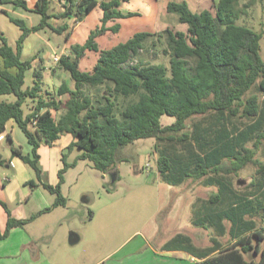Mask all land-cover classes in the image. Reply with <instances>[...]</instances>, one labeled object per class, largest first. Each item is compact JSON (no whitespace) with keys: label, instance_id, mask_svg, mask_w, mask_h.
Wrapping results in <instances>:
<instances>
[{"label":"trees","instance_id":"16d2710c","mask_svg":"<svg viewBox=\"0 0 264 264\" xmlns=\"http://www.w3.org/2000/svg\"><path fill=\"white\" fill-rule=\"evenodd\" d=\"M56 1L65 8L57 14L51 13L53 0H37L34 9L26 0H0L1 5L41 16L38 25L28 27L4 10L22 34L15 46L0 35V134L10 120L18 124L33 149L25 154L9 138L13 156L29 166L37 179L42 173L39 140L51 144L70 134L74 141L69 150L78 148L81 154L72 163L63 155L58 184L43 185L56 195L52 207L28 219H16L3 203L9 220L0 238L41 213L65 207V174L79 161L90 162L103 174H116L123 148L155 138L154 153L164 183L179 186L193 180L217 188L193 212L194 225L212 230V244L198 247L179 233L162 250L186 252L197 259L194 264H264V30L257 32L239 23L251 5L241 8L242 0H209L200 12H193L186 1H173L167 12L177 14L182 26L140 31L108 47L101 46L98 38L107 32L119 36V21L139 13L124 14L121 0ZM98 7L103 12L100 23L83 44L71 45L70 54L61 56L58 64L73 86L63 82L54 94L44 90L45 68H34L33 60L22 59L25 40L46 28L62 35L69 28L65 20L81 23ZM52 18L64 21L63 25L57 29L49 22ZM150 50L167 62L144 60L143 53ZM90 53L95 62L89 69L81 68ZM31 69L33 85L25 88ZM28 99L32 106L25 113ZM58 112L61 115L56 117ZM164 116L173 122L163 125ZM251 165L255 175L240 190L234 178ZM35 182H30L33 188ZM225 235L230 238L227 247L219 240Z\"/></svg>","mask_w":264,"mask_h":264},{"label":"rangeland","instance_id":"374dc122","mask_svg":"<svg viewBox=\"0 0 264 264\" xmlns=\"http://www.w3.org/2000/svg\"><path fill=\"white\" fill-rule=\"evenodd\" d=\"M192 1L195 0L188 1L189 5L193 4ZM251 1L240 2L241 8L246 4L251 6L245 8L248 14L243 15L239 23L262 32L264 3L259 0ZM30 2L34 7L33 0ZM132 4L136 6V2ZM147 6L160 7L161 3L158 0H145V5L141 7L145 15L124 21L118 37L107 32L98 38V43L112 46L139 31L156 32L166 26H182L179 23V16L168 12L153 15L155 20L151 21L146 15ZM51 7V13L54 14L65 9L64 4L56 0H53ZM4 10L12 17L24 20L28 27L36 26L41 21V16L35 12L0 4V35L5 36L11 46L16 45L22 30L10 21ZM100 13V9L95 10L81 23H75L74 18L65 20L69 28L62 35L46 28L27 37L22 59L36 62L35 68L44 66L42 59L48 62L49 68L45 71L46 74L44 72V90L54 94L63 82L73 86L70 75L59 65L51 64L50 58L55 54L68 55L71 45L83 44L89 32L98 25L97 17ZM49 22L57 29L64 23L56 18H52ZM68 33L69 37H67ZM261 55L264 58V35L261 39ZM89 57H91L89 61L82 62V68L90 67L89 62L94 61V56ZM142 58L167 62L166 58L152 50L144 52ZM33 71L31 69L26 73L25 88L33 85ZM8 99L15 101L14 96H8ZM31 106L32 100L28 99L23 106L25 113L29 112ZM56 115L60 116L61 112ZM173 120L167 116L161 119L163 125L171 124ZM155 144V138H148L123 148L118 154L116 174L119 178L115 182H112V174H103L87 161H79L76 167L67 171L62 195L64 194L67 199L68 206L65 209L60 208L59 211L65 212L66 216H71L75 221L72 227L77 230L81 241L75 245L59 244V250H65L59 257V264H191L192 262L187 260L188 257H181L186 258L181 260L172 253L164 252L162 247L165 242L181 233L190 236L198 247L212 244V230L194 225L193 212L195 205L200 207L203 201L208 200L217 191V188L204 186L202 181L193 180L179 186L164 183L156 163ZM80 154L81 150L74 148L68 154L67 162H74ZM255 170L252 165L244 169L234 178L235 186L244 190L255 175ZM53 198L56 199V195ZM85 200H88L87 205ZM90 210L93 212L92 218H90ZM69 223L64 222L67 226L70 225ZM226 224L229 227V224ZM219 240L223 247L230 245L229 235Z\"/></svg>","mask_w":264,"mask_h":264},{"label":"crops","instance_id":"0c3cea01","mask_svg":"<svg viewBox=\"0 0 264 264\" xmlns=\"http://www.w3.org/2000/svg\"><path fill=\"white\" fill-rule=\"evenodd\" d=\"M26 1L28 2L29 8L34 9L35 5L33 7L30 0ZM121 1V10L124 14L131 12L140 14L138 17L120 20L119 22L121 23L123 29L124 21L140 18L142 15H145V12H143L141 9V7L145 5V0ZM158 1L161 3L160 7L147 6L146 8V15L149 16L151 21L155 20L153 17L158 13L167 12V6L170 2L186 1L188 3V1L191 0ZM207 1L209 0H198L196 3L195 0L192 1L195 6L193 4H190L189 6L193 12H199L201 10V6ZM33 2L36 4L37 0H33ZM132 2H136V6H134ZM126 6L127 8H125ZM98 9L100 8L98 7L95 10ZM102 16L103 12L101 10V13L97 17L99 23ZM90 55L94 56L93 53H90L89 56ZM90 58L91 57H89V59H84L82 62H86L87 60L89 61ZM95 60L96 57L94 56V61L89 62L91 64L90 67L95 62ZM41 62L44 63L43 67L45 68V71L48 70V62H44L43 59ZM35 64L36 62H33L34 68ZM90 67L83 69H89ZM56 117L59 116L56 115ZM9 138L12 139L13 145L16 147H21L25 154H31L33 149L32 145L29 143L26 135L18 126V124L14 120H10L6 124L5 132L0 134V231L2 232L6 230L9 220V213L4 207L3 203L7 204L9 210L11 211L12 217L16 219H28L31 216L52 207L56 199L53 198L54 195L46 190L43 185L48 184L56 186L58 184V173L63 167L62 157L63 155H66L67 158L68 154L72 151L69 150V147L74 141L70 134L62 135L59 140L51 144L44 140H39V165L42 173L40 179H37V176L33 170L29 169V167H27V165L20 158L13 156ZM31 181H36L35 183L37 186L33 188L30 185ZM65 185L66 179L65 184L62 186V193L64 191ZM85 203L87 205L88 200H85ZM67 206L68 205L65 207H56L51 212L41 213L36 220L29 223L25 227L14 228L7 238H0V264H59V257L62 256V252H65V250H59V244L62 243L61 245H65L66 243H70L75 245L81 241V237L77 233V230L72 227L75 221L71 216H66L65 212L59 211L60 208L65 209ZM65 221L70 222V225H65ZM167 242H165V244ZM164 252L169 254L172 253V255L178 256V258L181 260L186 259L181 257H188L187 260L192 263L197 261V259L183 251Z\"/></svg>","mask_w":264,"mask_h":264},{"label":"built area","instance_id":"2783aa9c","mask_svg":"<svg viewBox=\"0 0 264 264\" xmlns=\"http://www.w3.org/2000/svg\"><path fill=\"white\" fill-rule=\"evenodd\" d=\"M60 59H61V56L58 55V54H55L53 55L51 58H50V62L51 64L53 65H58L60 63Z\"/></svg>","mask_w":264,"mask_h":264},{"label":"water","instance_id":"95a60500","mask_svg":"<svg viewBox=\"0 0 264 264\" xmlns=\"http://www.w3.org/2000/svg\"><path fill=\"white\" fill-rule=\"evenodd\" d=\"M116 179H117V176H116V174H112V182H115V181H116Z\"/></svg>","mask_w":264,"mask_h":264}]
</instances>
